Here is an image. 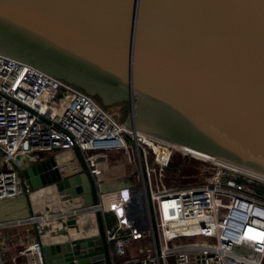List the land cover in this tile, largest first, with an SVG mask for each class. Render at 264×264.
Here are the masks:
<instances>
[{
  "label": "water",
  "instance_id": "water-1",
  "mask_svg": "<svg viewBox=\"0 0 264 264\" xmlns=\"http://www.w3.org/2000/svg\"><path fill=\"white\" fill-rule=\"evenodd\" d=\"M0 53L91 97L88 84L109 83L121 125L264 178V0H0ZM73 151L77 172L53 154L19 169L31 212L96 202ZM95 220L73 247V220L45 226L43 264H106Z\"/></svg>",
  "mask_w": 264,
  "mask_h": 264
},
{
  "label": "built area",
  "instance_id": "built-area-1",
  "mask_svg": "<svg viewBox=\"0 0 264 264\" xmlns=\"http://www.w3.org/2000/svg\"><path fill=\"white\" fill-rule=\"evenodd\" d=\"M73 148L94 183L96 202L63 208L57 200L42 213L0 221V264H16L17 257L43 264L45 226L73 220L63 228L73 247L74 241L97 234L96 217L106 264H264V179L204 161L209 164L200 168L202 181L174 185L170 174L178 172L166 169L177 166L174 145L121 125L79 88L0 53V200L32 193L18 174L26 163ZM128 149L138 160L140 187L100 191L97 152ZM151 163L157 167L158 190ZM58 164L60 171L66 169L65 162ZM16 226L28 229L17 244L5 242L2 229ZM14 248L15 255L6 259Z\"/></svg>",
  "mask_w": 264,
  "mask_h": 264
},
{
  "label": "rangeland",
  "instance_id": "rangeland-1",
  "mask_svg": "<svg viewBox=\"0 0 264 264\" xmlns=\"http://www.w3.org/2000/svg\"><path fill=\"white\" fill-rule=\"evenodd\" d=\"M85 85V84H83ZM89 86V85H87ZM86 87V85H85ZM87 88V87H86ZM88 89V88H87ZM98 90L99 89H93L92 92V97L100 104L103 106V99L98 95ZM124 95H115L112 97L108 98V101H110V103L108 104V106H104V108H106L108 111H110L114 117L121 122L122 121V111H123V102H124ZM123 99V100H122ZM121 151H114L113 152V158L112 161L113 163L119 161L121 163H123V168H122V178L118 179V180H109L107 181L105 178L104 174H101L100 178H105L101 183H100V187L98 188L100 191L102 190H107L108 188L112 187V183L114 181H119L121 182L120 184H118V186L120 185L121 187H125L128 185L127 188H139L141 185V181L139 178V167H138V160L136 155L133 153V151L128 150L127 152L130 153V157H125V155L121 152ZM182 158H185L184 160ZM173 165H177L179 166V172L176 173H172L171 178H173L172 180H174V185H186V184H192V183H196L199 181H202L204 178L201 177L199 175L200 172V168L203 165L209 164V163H205L204 160L192 157L190 154H186V153H181L180 151L176 152L174 157H173V161H172ZM157 167L155 165H153L151 163L150 165V170H151V177H152V181H153V185H154V189L158 190L159 186H158V182H157ZM129 178L132 180L130 181ZM164 182H166V184L169 183V179H163ZM116 186V184H115ZM126 189V188H124ZM109 220H112V215L108 214ZM188 240V239H187Z\"/></svg>",
  "mask_w": 264,
  "mask_h": 264
},
{
  "label": "crops",
  "instance_id": "crops-1",
  "mask_svg": "<svg viewBox=\"0 0 264 264\" xmlns=\"http://www.w3.org/2000/svg\"><path fill=\"white\" fill-rule=\"evenodd\" d=\"M128 150L121 151L127 158L130 157V153L127 152ZM55 154L59 162L61 163L65 162L68 165L69 173L77 172L79 170L80 167H79L78 159L73 149L67 151H60V152L58 151L55 152ZM50 155L52 154L44 155L43 158L48 157ZM97 155H98L97 156L98 166L100 169V173H99L100 177L101 174H104L107 181H109L110 179L113 181L122 178L123 175L121 171L123 168V163L119 161L113 163L111 159L114 156L113 151L112 152L98 151ZM105 178H100V183L101 180L103 182ZM129 180L132 181L130 178ZM119 181H114L112 183V187L102 191L103 192L117 191L128 187V185L125 187H121L120 185L118 186V184L121 183ZM30 212L31 209L25 195H20L16 198L0 200V221L19 219L27 216ZM27 229H28L27 226L5 227L2 229L1 233L2 236L5 237L6 239L5 242L17 244L19 241L18 237L21 236L20 235L21 233L26 232ZM16 252H17L16 248L10 249L8 252L4 254V256L6 257V259H9V257L14 256ZM5 264H13V263H11V261H7ZM16 264H27V263L24 257H17Z\"/></svg>",
  "mask_w": 264,
  "mask_h": 264
},
{
  "label": "bare ground",
  "instance_id": "bare-ground-1",
  "mask_svg": "<svg viewBox=\"0 0 264 264\" xmlns=\"http://www.w3.org/2000/svg\"><path fill=\"white\" fill-rule=\"evenodd\" d=\"M42 69L47 71L45 68H42ZM47 72H49V71H47ZM88 85H89L88 86L89 89H97V88L100 89L102 91V93L104 94V96L108 97V98L112 97V96H115L116 94L122 93L121 90H119L117 88H114L112 85H110L109 83H106V82H94V83H90ZM141 136H142V138H145V136H143V135H141ZM174 147L177 148L181 152H185V153H188V154L192 155L195 158H198V159H201V160H204V161H208V162H218V161H216L215 159H213L211 157H208V156L202 155L200 153L188 150L186 148L179 147L177 145H175ZM175 168H178L175 172H179L180 171L179 170V166H176ZM168 171H170V170H168ZM171 172H174V171H171ZM256 176H258V175H256ZM258 177H260V176H258ZM260 178L264 179L263 177H260ZM83 220L87 221V219H83Z\"/></svg>",
  "mask_w": 264,
  "mask_h": 264
}]
</instances>
